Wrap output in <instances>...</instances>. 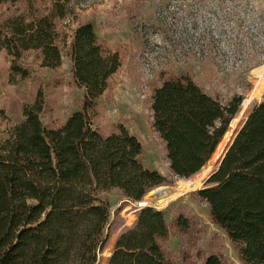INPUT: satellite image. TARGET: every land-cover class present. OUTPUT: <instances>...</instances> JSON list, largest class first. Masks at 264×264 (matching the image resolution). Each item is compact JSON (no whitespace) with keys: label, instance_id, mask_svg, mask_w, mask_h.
Here are the masks:
<instances>
[{"label":"trees","instance_id":"16d2710c","mask_svg":"<svg viewBox=\"0 0 264 264\" xmlns=\"http://www.w3.org/2000/svg\"><path fill=\"white\" fill-rule=\"evenodd\" d=\"M3 6L8 10L0 18V51L11 58V81L26 77L21 58L29 50L39 52L41 66L59 67L66 37L56 25L67 15L65 3L47 0L37 7L35 0H0ZM66 52L73 79L84 90L81 106L49 127L40 117V91L0 138V264H97L110 228L104 192L117 189L125 202L142 205L153 188L162 205L173 190L161 186L164 175L144 165L142 145L126 127L104 135L93 125L97 101L121 65L119 52L99 39L90 22L73 28ZM241 102L233 95L223 103L184 74L154 89L151 125L173 176L189 178L209 161ZM195 193L238 259L264 264V95ZM173 224L181 234L190 229L182 214ZM168 237L163 210L143 206L118 233L105 264H182L165 246ZM201 264L226 262L211 254Z\"/></svg>","mask_w":264,"mask_h":264},{"label":"rangeland","instance_id":"374dc122","mask_svg":"<svg viewBox=\"0 0 264 264\" xmlns=\"http://www.w3.org/2000/svg\"><path fill=\"white\" fill-rule=\"evenodd\" d=\"M60 1L65 3L67 15L57 20L56 25L60 35L66 37L65 45L61 43L59 67L41 66L39 52L29 50L21 58L27 69L26 77L16 75L11 81V58L5 50L0 51V138L22 120L23 106L31 103L40 91L45 100L40 117L49 127L60 126L81 106L84 90L73 79L72 63L66 51L73 28L92 17L103 31L100 35H113L107 46L116 49L121 58L119 69L97 101L93 125L104 135L117 131L119 125L126 127L142 145L140 158L144 165L166 177L161 186L176 190L167 193L170 195L162 205L159 196L151 193L153 188L142 198L165 214L169 223L165 246L174 260L182 264H201L211 254L220 256L226 264H243L195 191L216 168L248 112L263 98L264 0ZM45 2L35 0L37 7ZM7 10L6 6L0 9V18ZM182 74L190 76L223 103L233 95L242 97L239 111L216 152L189 178L171 174L164 144L151 125L154 89L164 80ZM102 196L110 206V228L97 264L106 263L118 233L130 226L138 210L146 205L125 202L117 189H110ZM181 214L190 220V229L183 234L173 224V219Z\"/></svg>","mask_w":264,"mask_h":264},{"label":"crops","instance_id":"0c3cea01","mask_svg":"<svg viewBox=\"0 0 264 264\" xmlns=\"http://www.w3.org/2000/svg\"><path fill=\"white\" fill-rule=\"evenodd\" d=\"M93 16V15H92ZM91 18L92 17H88L87 18V20H86V22H90V23H92L93 24V26H94V29H95V31H96V33H97V35H98V37H99V39L100 40H104L105 42H106V44L108 45V43L111 41L110 39H112V37H113V35H111V34H109L108 36L109 37H105V36H103L102 34H103V31L100 29V28H97V24H95V22H93V20H91ZM99 19V18H98ZM99 24V23H98ZM104 24V23H103ZM108 29V28H107ZM100 33H102L101 35H100ZM102 38V39H101ZM109 48H111L112 50H116V49H114V48H112V47H109ZM117 51V50H116Z\"/></svg>","mask_w":264,"mask_h":264},{"label":"water","instance_id":"95a60500","mask_svg":"<svg viewBox=\"0 0 264 264\" xmlns=\"http://www.w3.org/2000/svg\"><path fill=\"white\" fill-rule=\"evenodd\" d=\"M245 119H246V118H245ZM243 123H244V121L242 122V124H243ZM242 124L240 125V127L242 126ZM240 127H239V128H240ZM239 128L237 129V131L239 130ZM237 131L234 133V136H235V134L237 133ZM234 136L232 137V139H231V141H230L229 145L226 147V149H225L224 153L226 152V150H227V149H228V147L230 146V144H231V142H232V140H233ZM224 153H223V155L221 156V158L219 159V161H218V164H217L216 168L218 167V165H219V163H220V161H221L222 157L224 156ZM211 173H212V172H210V174H211ZM210 174H209V175H210ZM209 175H208V176H209ZM208 176H207V177H208ZM207 177H206V178H207ZM174 192H176V190H173V191H171V193H174ZM144 206H150V205H147V204H146V205H144ZM136 218H137V217H136ZM133 223H134V222H133ZM133 223H132V224H133Z\"/></svg>","mask_w":264,"mask_h":264}]
</instances>
